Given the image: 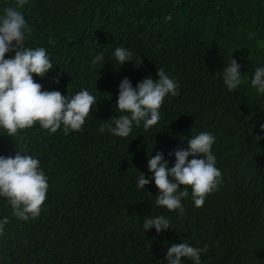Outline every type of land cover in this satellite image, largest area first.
<instances>
[{
	"label": "trees",
	"instance_id": "1",
	"mask_svg": "<svg viewBox=\"0 0 264 264\" xmlns=\"http://www.w3.org/2000/svg\"><path fill=\"white\" fill-rule=\"evenodd\" d=\"M15 2L0 0V16ZM20 11L31 27L25 46L45 48L53 64L33 77L42 90L69 97L88 90L97 104L67 135L63 125L52 133L37 123L12 137L0 128V157L33 156L49 185L40 215L27 221L0 197V221H9L0 264H167V248L180 242L207 246L201 264H264V93L251 84L264 67V0H28ZM117 47L131 61L120 65ZM231 59L241 66L235 90L223 81ZM160 68L179 87L165 97L157 125L133 123L128 137L99 131L128 114L117 108L121 81L135 88L158 79ZM202 132L215 136L222 179L199 208L187 189L181 216L156 204L148 160L162 153L173 167L175 150ZM139 174L151 180L144 190ZM151 215H164L171 228L145 232Z\"/></svg>",
	"mask_w": 264,
	"mask_h": 264
},
{
	"label": "clouds",
	"instance_id": "2",
	"mask_svg": "<svg viewBox=\"0 0 264 264\" xmlns=\"http://www.w3.org/2000/svg\"><path fill=\"white\" fill-rule=\"evenodd\" d=\"M27 2L16 0L15 6L6 7L0 16V128L7 132L8 137L32 128L37 123L52 133L60 129L61 125L65 135L69 131H79L92 112L93 105L97 104L96 97L88 90H81L71 97L56 90L45 91L33 79L34 76L44 78L53 69V64L45 48L25 46L26 34L31 33V27L20 9ZM170 19V15L166 17V20ZM49 43L54 42L50 40ZM9 53L14 55L6 59ZM131 55L124 47H117L114 51L120 65L131 61ZM102 60L103 52L92 60V64ZM240 67L235 59H231L229 66L223 69V81L229 90L237 89L242 82ZM157 77L154 80L149 76L135 88L128 78H124L119 85L117 108L128 114L112 117L111 123L101 125L99 131L107 129L115 136L128 137L133 123L139 126L143 121L145 129L157 125L165 97L178 95L179 87L163 68L158 69ZM55 82H59L58 78ZM251 84L264 93V67L256 68ZM260 127L264 131V124ZM254 139L258 141L261 137ZM214 143V135L202 132L188 141L187 150H175L176 162L173 167H168L162 153L148 160L149 171L153 174L151 179H154L159 190L156 197L158 206L170 212L179 210L183 216L181 200L189 196V188L195 206H203L206 196L217 190L222 179L212 153ZM189 157L192 159L189 160ZM137 179V188L141 190L151 182L143 174H139ZM181 186L184 190H181ZM48 187V178L38 159L21 152L14 157H0V197L10 203L17 218L27 221L38 217L46 201ZM8 223L7 218L0 221V235ZM143 228L145 232L155 228L159 234L170 229L171 222L164 215H151L144 218ZM207 251V246L200 249L186 242L171 244L167 248V264H181L182 258H190L194 264H201V253Z\"/></svg>",
	"mask_w": 264,
	"mask_h": 264
}]
</instances>
